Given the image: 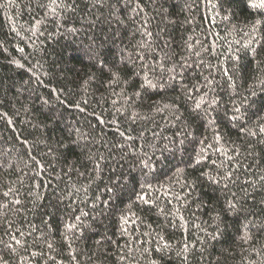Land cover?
<instances>
[{"label":"trees","instance_id":"obj_1","mask_svg":"<svg viewBox=\"0 0 264 264\" xmlns=\"http://www.w3.org/2000/svg\"><path fill=\"white\" fill-rule=\"evenodd\" d=\"M262 129L264 0H0V264H264Z\"/></svg>","mask_w":264,"mask_h":264},{"label":"snow or ice","instance_id":"obj_2","mask_svg":"<svg viewBox=\"0 0 264 264\" xmlns=\"http://www.w3.org/2000/svg\"><path fill=\"white\" fill-rule=\"evenodd\" d=\"M262 131H264V129H262ZM197 163H199V161H197ZM230 207H235L234 205H229Z\"/></svg>","mask_w":264,"mask_h":264}]
</instances>
